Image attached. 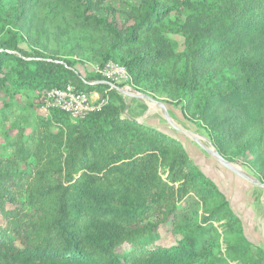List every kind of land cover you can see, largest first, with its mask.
<instances>
[{"label":"trees","instance_id":"16d2710c","mask_svg":"<svg viewBox=\"0 0 264 264\" xmlns=\"http://www.w3.org/2000/svg\"><path fill=\"white\" fill-rule=\"evenodd\" d=\"M22 27L98 44V69L123 67L132 89L179 108L229 162L252 138L264 170V0H0V86L42 100L72 85L104 102L74 123L51 110L6 144L0 264H264L178 138L131 116L117 85L82 78L68 45L21 49Z\"/></svg>","mask_w":264,"mask_h":264},{"label":"rangeland","instance_id":"374dc122","mask_svg":"<svg viewBox=\"0 0 264 264\" xmlns=\"http://www.w3.org/2000/svg\"><path fill=\"white\" fill-rule=\"evenodd\" d=\"M116 1L106 0V3ZM168 37L175 51L181 52L184 50V40L181 36L168 35ZM43 42H46L47 46L53 50L59 45H68L67 49L60 51L64 53H69L70 51L71 55L66 54V57L75 63L74 70L82 78L97 73L98 67L96 65L95 49L99 46L98 44L88 46L83 41L64 38L54 34L52 31L48 34H41L31 29L27 31L25 27H22L19 36V47L21 49L28 50ZM72 46L74 48L71 49ZM59 57L62 58V55H59ZM109 82L113 86L117 85L120 90L132 89L128 82ZM136 92L148 95L140 91ZM123 99L128 105V113L131 116L145 121L160 131L179 139L193 163L227 198L232 211L241 220L247 240L253 246L260 247L264 250V187L253 184H264V170L259 167V162L256 160V151L249 149L252 138L241 141L238 146L231 149L230 155L232 157L230 163L253 183L241 179L219 165L211 155L193 142L190 137L173 129L165 120L164 111L156 104L131 98L127 95H123ZM154 100L165 106L172 125L196 137L204 147L215 150L205 137L202 128L187 121L179 108L167 104L162 98H155ZM93 101H95V97H93ZM41 103V99L35 98L33 94L22 95L16 93V90L10 85L0 86V113L7 108H11L13 111L6 121L0 122L1 156L8 155L12 151L10 147L6 146L7 143L11 142L18 135H23L24 138L27 137L37 127L39 120H46L48 118L49 111L45 112L42 110ZM242 145L247 147L244 151L240 148ZM175 240V238L166 236L163 243L168 245L174 243Z\"/></svg>","mask_w":264,"mask_h":264},{"label":"built area","instance_id":"2783aa9c","mask_svg":"<svg viewBox=\"0 0 264 264\" xmlns=\"http://www.w3.org/2000/svg\"><path fill=\"white\" fill-rule=\"evenodd\" d=\"M96 72L107 81L115 83H129L130 81L125 69L111 62L102 69H97ZM93 97H95V101H93ZM41 102V108L45 112L51 110L64 112L69 115L73 123L84 118L90 112L100 109L104 104L103 101H99L97 94L89 95L77 90L72 85L47 91Z\"/></svg>","mask_w":264,"mask_h":264},{"label":"water","instance_id":"95a60500","mask_svg":"<svg viewBox=\"0 0 264 264\" xmlns=\"http://www.w3.org/2000/svg\"><path fill=\"white\" fill-rule=\"evenodd\" d=\"M110 84V83H108ZM112 85V84H110ZM113 86V85H112ZM115 89L121 93L122 95H127L131 98H136V99H139V100H144V101H148L152 104H156L158 107H160L163 111H164V117H165V120L167 121V123L169 125H171V127L173 129H175L177 132L185 135V136H188L192 139L193 142H195L197 145H199L204 151H206L209 155H211V157H213V159L219 164L221 165L222 167H224L225 169H227L228 171H230L231 173H233L234 175L240 177L241 179L247 181V182H251V180L246 177L245 175L241 174L229 161H227L226 159H224L219 153H217L215 150L211 151V150H208L206 147H204L203 145H201V143L198 141V139L192 135H190L189 133H187L186 131H182V130H179L177 129L174 125H172L169 117H168V114L166 112V108L165 106L162 104V103H158L156 102L154 99H152L150 96L148 95H144V94H140L138 92H136L135 90L133 89H125V90H120L118 89V87H115ZM253 183V182H251ZM254 185H257L259 187H264V184H257V183H253Z\"/></svg>","mask_w":264,"mask_h":264},{"label":"bare ground","instance_id":"6f19581e","mask_svg":"<svg viewBox=\"0 0 264 264\" xmlns=\"http://www.w3.org/2000/svg\"><path fill=\"white\" fill-rule=\"evenodd\" d=\"M199 141V140H198ZM202 145V144H201ZM208 149V148H207ZM208 150H210V149H208ZM211 151H213V149H211Z\"/></svg>","mask_w":264,"mask_h":264}]
</instances>
